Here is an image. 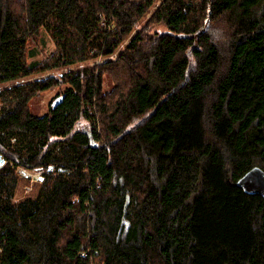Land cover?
Wrapping results in <instances>:
<instances>
[{"label":"trees","instance_id":"obj_1","mask_svg":"<svg viewBox=\"0 0 264 264\" xmlns=\"http://www.w3.org/2000/svg\"><path fill=\"white\" fill-rule=\"evenodd\" d=\"M0 155V264H264V0H0Z\"/></svg>","mask_w":264,"mask_h":264},{"label":"rangeland","instance_id":"obj_2","mask_svg":"<svg viewBox=\"0 0 264 264\" xmlns=\"http://www.w3.org/2000/svg\"><path fill=\"white\" fill-rule=\"evenodd\" d=\"M157 30L160 32L166 31V27L163 25L156 26ZM55 50V43L52 40V38L46 33H43V37L41 42L39 43V46L34 50L32 56L30 57L31 61H39L47 56H49L51 53H53ZM116 55H114L113 58H115ZM68 70V69H67ZM48 73H44L42 75H47ZM39 76V75H38ZM37 77V76H34ZM110 81L108 77H105V87H110ZM58 88H52L43 92L38 93L33 100L31 101L32 105V111L37 114H43L48 111L50 101L55 97V95L58 92ZM84 123H82L83 125ZM19 173L21 176L19 186L16 192V198L18 200L23 199L28 196H35L37 195L41 181L43 180V170L39 171H33L26 168L20 167Z\"/></svg>","mask_w":264,"mask_h":264},{"label":"water","instance_id":"obj_3","mask_svg":"<svg viewBox=\"0 0 264 264\" xmlns=\"http://www.w3.org/2000/svg\"><path fill=\"white\" fill-rule=\"evenodd\" d=\"M6 163V159L0 155V166ZM237 183L245 189L247 193L261 194L264 196V169L254 166L242 175Z\"/></svg>","mask_w":264,"mask_h":264},{"label":"bare ground","instance_id":"obj_4","mask_svg":"<svg viewBox=\"0 0 264 264\" xmlns=\"http://www.w3.org/2000/svg\"><path fill=\"white\" fill-rule=\"evenodd\" d=\"M59 91V90H58ZM60 93V92H59ZM56 96V95H55ZM63 96V95H62ZM60 97H61V95H60ZM55 98V97H54ZM59 98V97H58ZM53 101H55V100H53ZM50 102H52V101H50ZM30 170V169H29ZM37 170V169H36ZM21 179V178H20ZM19 186V185H18Z\"/></svg>","mask_w":264,"mask_h":264}]
</instances>
